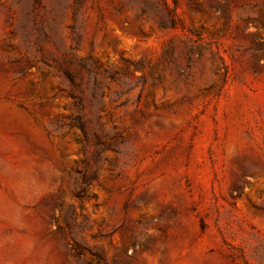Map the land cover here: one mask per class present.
<instances>
[{
    "label": "rangeland",
    "instance_id": "obj_1",
    "mask_svg": "<svg viewBox=\"0 0 264 264\" xmlns=\"http://www.w3.org/2000/svg\"><path fill=\"white\" fill-rule=\"evenodd\" d=\"M0 264H264V0H0Z\"/></svg>",
    "mask_w": 264,
    "mask_h": 264
}]
</instances>
